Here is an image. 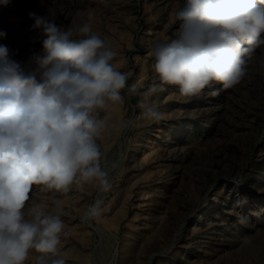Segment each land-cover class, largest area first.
Instances as JSON below:
<instances>
[{"label":"rangeland","instance_id":"374dc122","mask_svg":"<svg viewBox=\"0 0 264 264\" xmlns=\"http://www.w3.org/2000/svg\"><path fill=\"white\" fill-rule=\"evenodd\" d=\"M184 0H11L0 5V31L22 66L45 38L29 13L49 16L64 30L88 23L117 53L126 75L122 101L95 115L111 184L73 183L67 191L33 185L35 207L64 223L58 258L66 264H264V45L247 58L232 88L213 82L186 97L162 84L150 54L175 39ZM156 88L155 92L149 90ZM149 107L161 116L145 115ZM115 165V166H114ZM102 200L99 217L86 218ZM30 218V217H29ZM211 236V237H210ZM248 239V243L243 242ZM41 253L30 250L25 264ZM51 258V257H50Z\"/></svg>","mask_w":264,"mask_h":264},{"label":"clouds","instance_id":"9594fccd","mask_svg":"<svg viewBox=\"0 0 264 264\" xmlns=\"http://www.w3.org/2000/svg\"><path fill=\"white\" fill-rule=\"evenodd\" d=\"M175 16L176 38L157 41L150 54L159 81L186 97L213 82L222 85L213 96L239 84L247 58L264 45V0H184ZM29 18L45 38L27 65L0 44V264H25L30 250L42 254L37 264H66L58 258L60 216L35 207L26 212L25 205L33 185L67 191L98 181L101 192L110 189L97 143L106 125L95 113L122 101L127 78L112 63L117 53L90 24L64 30L55 13ZM145 115L161 113L149 107ZM102 203L89 205L85 217H99Z\"/></svg>","mask_w":264,"mask_h":264},{"label":"bare ground","instance_id":"6f19581e","mask_svg":"<svg viewBox=\"0 0 264 264\" xmlns=\"http://www.w3.org/2000/svg\"><path fill=\"white\" fill-rule=\"evenodd\" d=\"M211 237V236H210Z\"/></svg>","mask_w":264,"mask_h":264}]
</instances>
